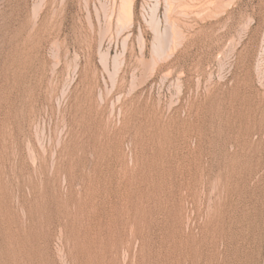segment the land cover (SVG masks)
Listing matches in <instances>:
<instances>
[{"label":"rangeland","instance_id":"374dc122","mask_svg":"<svg viewBox=\"0 0 264 264\" xmlns=\"http://www.w3.org/2000/svg\"><path fill=\"white\" fill-rule=\"evenodd\" d=\"M0 264H264V0H0Z\"/></svg>","mask_w":264,"mask_h":264},{"label":"bare ground","instance_id":"6f19581e","mask_svg":"<svg viewBox=\"0 0 264 264\" xmlns=\"http://www.w3.org/2000/svg\"><path fill=\"white\" fill-rule=\"evenodd\" d=\"M153 16H151V24H152V22H153V29H154V32L156 33V42H158L159 40H160V42H161V39H163L162 38V36L160 35V33L158 32V25H157V22H155L153 19ZM120 19L121 20H128V21H130V10H129V8H128V5L126 6H123V9H122V11H121V13H120ZM129 26V25H128ZM155 42V43H156ZM160 42H158V43H160ZM160 45V44H159ZM159 45H156V44H154V53L155 52H157V53H159V51H160V49H161V47L162 46H160L159 47ZM163 50V49H162Z\"/></svg>","mask_w":264,"mask_h":264}]
</instances>
